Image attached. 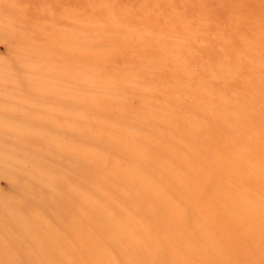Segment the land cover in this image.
Wrapping results in <instances>:
<instances>
[{
    "label": "rangeland",
    "instance_id": "rangeland-1",
    "mask_svg": "<svg viewBox=\"0 0 264 264\" xmlns=\"http://www.w3.org/2000/svg\"><path fill=\"white\" fill-rule=\"evenodd\" d=\"M0 264H264V0H0Z\"/></svg>",
    "mask_w": 264,
    "mask_h": 264
}]
</instances>
